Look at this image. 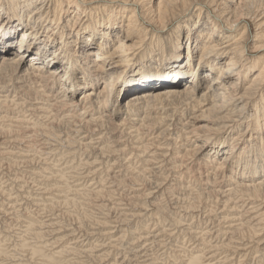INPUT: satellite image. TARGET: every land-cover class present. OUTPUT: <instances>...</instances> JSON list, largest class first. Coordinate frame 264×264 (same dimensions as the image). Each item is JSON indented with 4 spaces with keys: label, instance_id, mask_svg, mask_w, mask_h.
<instances>
[{
    "label": "bare ground",
    "instance_id": "1",
    "mask_svg": "<svg viewBox=\"0 0 264 264\" xmlns=\"http://www.w3.org/2000/svg\"><path fill=\"white\" fill-rule=\"evenodd\" d=\"M2 137L97 238L27 212L0 264H239V237L264 264V0H0Z\"/></svg>",
    "mask_w": 264,
    "mask_h": 264
},
{
    "label": "rangeland",
    "instance_id": "2",
    "mask_svg": "<svg viewBox=\"0 0 264 264\" xmlns=\"http://www.w3.org/2000/svg\"><path fill=\"white\" fill-rule=\"evenodd\" d=\"M17 21V20H16ZM17 38L18 37V35H16L15 33H14V35H13V38ZM18 52H15V54H14V56H16V54H17ZM7 81H8V79H7ZM8 83V82H7ZM10 84H11V82H10ZM12 96H16V100H17V97H18V103H22L23 102V100L21 99V98H23L21 95H19V94H14V93H12ZM21 97V98H20ZM20 99L22 100L21 102H20ZM28 106V105H27ZM22 107H24V105L22 106ZM24 108H26V110H28V112L24 109V112H25V115H26V117L28 118V119H30V118H32V117H34V116H38V115H40V110H38V109H36L35 111H33V109H34V107H30V106H28V107H24ZM39 108V107H38ZM29 109H31V110H29ZM31 112V113H30ZM20 113V112H19ZM23 114V113H22ZM35 114V115H34ZM18 115H21V113L20 114H18ZM24 115V114H23ZM34 115V116H33ZM30 116H32V117H30ZM41 116V115H40ZM30 117V118H29ZM46 116H42V120H43V122L44 121H49L50 119H48L47 117V120H46V118H45ZM45 119V120H44ZM52 120H50L49 121V123H47V122H45V123H47V124H52V122H53V124H55V120L54 121H52ZM51 122V123H50ZM57 124V125H56ZM55 125H56V130H57V127H58V122L56 123ZM78 124V123H77ZM78 125H80V124H78ZM65 131L63 130L61 133H64ZM40 134L41 135H39V132H38V134H37V137H39V136H42V139H41V137H39L38 138V140L39 141H42L43 140V135H42V132H40ZM65 134V133H64ZM62 136H64V135H62ZM45 138V137H44ZM62 138V137H61ZM94 138H98V136H96V137H94ZM4 137H2V138H0V143L2 142L3 143V141H4ZM20 139V140H19ZM19 139H17L18 140V142H17V145H15L16 144V142H13L12 141V143H8L6 146H4V145H2V144H0V151H2L4 148H9L11 145V149L9 148V150L10 151H14V150H17V149H15L16 148V146H17V148L18 149H20V147L21 148H23V149H25V147H26V144L24 143V141H26V140H23L22 141V138H19ZM11 140H15V139H10V141ZM20 142H22V144L20 143ZM43 143H44V140L42 141ZM83 142V141H82ZM19 144H21V145H19ZM24 144V145H23ZM50 144L51 145H49V146H51V147H53V146H55L54 144H56V143H54V142H50ZM15 145V146H14ZM24 147H23V146ZM53 145V146H52ZM63 145V144H62ZM8 146V147H7ZM36 162V163H35ZM37 163H41L40 161H34L33 163H32V168H33V170L34 169H36V167H37V165H39V164H37ZM27 164V163H26ZM26 164L24 163V164H22L21 166H20V168H15V167H13V168H11V169H9V170H7V167H8V165L6 164L5 166L3 165V167H1V169H0V174H1V179H2V182L0 183V235H1V237L4 235H8V231H10L11 233H13V234H9L10 236H14L16 233L17 234H19V232H21L20 230H22L23 231V229H24V227H25V224H24V216H26V215H24V214H26L27 212H31L34 216H36V217H40V218H42V219H44V220H46V221H48L49 219H51V220H49V221H54V223L55 224H57V228L58 229H61V228H63V229H67V230H72V234L74 233V235H72L71 234V243L72 242H74V244H80L79 245V247H78V249L80 250L81 249V245H85V244H89V243H95L96 242V238H97V236H95L94 234H95V232H94V226L91 224V223H88L89 222V219L88 218H86L85 216H83L82 214H83V211H74L73 210V212H75V214L74 213H70V214H67V211L69 210V212L70 211H72V210H70L69 208H68V210L61 204H59L58 206L56 205L55 207H54V212L53 211H49L48 213H50V215L47 213H41L40 214V206L38 205V203H35L34 202V198H32V200L30 201V203H29V201H27V200H29V199H26L25 198V193L27 194V192L28 193H30L32 196H34V197H36V195L39 193H42V190H43V186L42 185H39L38 183H35V180H34V178H33V176L31 175V173H30V171L31 170H28L29 168L28 167H31V166H29L30 164H27L28 165V167L26 166ZM33 164H37L36 166L35 165H33ZM7 166V167H6ZM35 166V167H34ZM40 166V165H39ZM7 170V171H6ZM29 171V172H28ZM29 173V174H28ZM16 174H20V175H22V176H25L24 178L25 179H23L24 180V183H19V184H12L11 182H10V179L12 178V177H15V176H17ZM30 176V177H29ZM32 176V177H31ZM8 178H9V181H8ZM33 179V180H32ZM172 179V178H171ZM27 180V181H26ZM26 181V182H25ZM27 183V184H26ZM168 184L170 185L171 184V182H168ZM25 186V188H23ZM96 187V185L94 186V188ZM36 189V190H35ZM5 190V191H4ZM10 190H13V191H10ZM11 193H10V192ZM23 191V192H22ZM4 193V194H3ZM15 193H19V194H22V196L23 197H21V198H19L18 199V203H12V204H10V203H8L9 202V200H12V198L14 199L15 198V196H13V195H11V194H15ZM37 193V194H36ZM3 194V195H2ZM8 194V195H7ZM36 194V195H35ZM12 197H11V196ZM9 197H10V199H9ZM23 198H25V200L23 199ZM23 199V200H22ZM97 200H99V202H100V199H96V202H98ZM33 202V203H32ZM7 204H9V205H7ZM11 205H15V207L17 208L16 210V212H14V211H12L9 207H11ZM9 206V207H8ZM23 206V207H22ZM61 206V207H60ZM62 206H63V208H62ZM94 206V205H93ZM19 208V209H18ZM25 208L27 209L26 211H25ZM3 210V211H2ZM9 210H11V211H9ZM61 210V212H59ZM91 210H93V214L94 215H96V214H98V215H96V217H102L101 215H100V213H99V211H97L96 209H92L91 208ZM96 210V211H95ZM8 214H7V213ZM18 212V214H16ZM21 212V213H20ZM51 212L53 213V214H51ZM59 215V217H58V215ZM96 213V214H95ZM12 214H13V216L14 217H12ZM15 214L16 215H18V216H15ZM36 214H38V215H36ZM62 214V215H61ZM66 214V215H65ZM20 215V216H19ZM24 215V216H23ZM56 217V215H57V217L55 218L54 216ZM80 215H82L81 217H80ZM48 216V217H47ZM61 216V217H60ZM17 217V218H16ZM69 217H70V219H69ZM19 218H20V220H19ZM52 218H54V219H52ZM59 218V219H58ZM68 218V219H67ZM11 219H12V221H11ZM57 219H58V221H57ZM83 219V220H82ZM18 220V221H17ZM88 220V222H85V221H87ZM23 221V222H22ZM61 221V222H60ZM74 221V222H73ZM17 222V223H16ZM19 222H21L22 224H20ZM58 222V223H57ZM69 222V223H68ZM76 222V223H75ZM81 222H85V225L86 226H80V224H82ZM64 223V224H63ZM60 224V225H59ZM74 225V226H72V225ZM84 224V223H83ZM91 224V225H90ZM7 225H9V227H7ZM12 225V226H11ZM22 227H20V226ZM63 225V226H62ZM65 225V226H64ZM77 225V226H76ZM17 226V227H16ZM59 226V227H58ZM60 226H62V227H60ZM69 226V227H68ZM91 226V227H90ZM93 226V227H92ZM6 227V228H5ZM15 227V228H14ZM21 229H20V228ZM77 227V228H76ZM79 227V228H78ZM82 227H84V229L85 228H91V229H83ZM7 231H6V230ZM11 229V230H10ZM16 229V230H15ZM20 229V230H19ZM53 229V228H52ZM74 229V230H73ZM82 229V230H81ZM93 229V230H92ZM4 230L6 231V232H4ZM13 230H15V231H13ZM18 230V231H17ZM78 230V231H77ZM79 230H81L80 232H79ZM89 230H90V232H89ZM53 231H54V229H53ZM52 231V232H53ZM88 231V232H87ZM14 232H16V233H14ZM47 232L49 233V235L47 234ZM46 232V238L47 239H50V238H52V233L51 232H49V231H47ZM78 232V233H77ZM77 235H76V234ZM8 235V236H9ZM92 235H94V236H92ZM3 236V237H4ZM16 236V235H15ZM50 238H49V237ZM79 236L81 237L80 239H79ZM88 238V240H87V238ZM90 236H92V237H90ZM1 237H0V239H1ZM94 237H96V238H94ZM74 238H75V240H74ZM248 238V237H247ZM242 238L241 239V237H239V239L238 238H236V240H234L235 242H236V244H234L233 246L236 248V246H237V253H234V254H232V255H234V259H235V262L234 263H239V264H242V263H244V264H255V262H254V259H256V258H254L253 259V257H255L252 253V255L250 254V258L248 257L247 258V254H248V251H247V249H249L250 247H249V245L250 246H252L253 244L250 242V239L248 238ZM85 239V241H83ZM238 239V240H237ZM247 239V240H246ZM242 240V241H241ZM244 240V241H243ZM249 240V241H248ZM1 241V240H0ZM77 241H79L78 243H77ZM83 241V242H82ZM91 241V242H90ZM95 241V242H94ZM249 242V244L247 243V242ZM240 242V243H239ZM8 244L10 243V242H7ZM83 243V244H82ZM246 243L248 244V246L246 245ZM251 243V244H250ZM7 244V245H8ZM6 245V248H10V246L8 247ZM245 248H246V250H245ZM243 249V250H242ZM10 250V249H9ZM96 250H98V248H96ZM95 250V253L94 254H96V255H98V252ZM100 250V249H99ZM241 250V251H240ZM245 251V252H244ZM242 252L244 253L243 255H242ZM245 253H247V254H245ZM83 254V255H82ZM81 255H77V257H75V258H80L81 259V261H79L80 263H82V262H85V260H86V258H85V254H84V252L82 253ZM235 254H237L236 256H235ZM80 256H83L82 258L80 257ZM118 256V255H117ZM117 256H116V259H120L121 257H122V255H120V256H118V258H117ZM115 257V256H114ZM120 257V258H119ZM241 260H240V259ZM21 259H23V258H21ZM246 259H249V260H246ZM253 259V260H252ZM18 261V260H17ZM105 261H107V260H104V263L105 264H109V263H107V262H105ZM120 262H122V260H119ZM238 261H244V262H238ZM248 261V262H247ZM245 262H247V263H245ZM19 263V262H18ZM92 264V263H91Z\"/></svg>",
    "mask_w": 264,
    "mask_h": 264
}]
</instances>
